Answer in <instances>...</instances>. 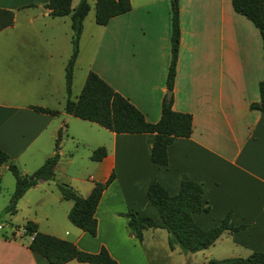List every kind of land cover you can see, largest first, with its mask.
<instances>
[{
  "label": "crops",
  "instance_id": "crops-1",
  "mask_svg": "<svg viewBox=\"0 0 264 264\" xmlns=\"http://www.w3.org/2000/svg\"><path fill=\"white\" fill-rule=\"evenodd\" d=\"M47 1L0 0V8L14 11L13 24L0 30V148L22 174H30L54 153L55 138L62 129L54 179L29 188L18 199L14 213L4 209L15 179L7 165L0 166V215H8L2 218L1 229L7 225L8 230L0 231V264H49L28 248L31 236L23 240L26 221L34 222L38 231L74 242L83 251L94 253L105 246L118 264H166L164 258L169 264H186L179 249L169 247L168 235L156 239L162 228L145 229L141 240L128 231L123 215L127 211L160 221L145 195L154 179L170 194L178 191L182 179L201 184L202 203L209 206L208 212L193 214L201 228L214 226L229 211L235 225H246L224 232L214 244L191 254L192 264L238 257L213 255L210 248L223 238L243 248L245 256L264 253V112L250 108L260 98L264 55L254 24L233 9L231 0H178L180 40L171 107L191 114L190 136L176 138L167 148V164L156 165L150 160L152 133H115L104 128L105 140L96 141L92 150L103 145L106 155L100 161L90 159L94 164L88 177L72 178L67 173L73 157L66 152V138L79 139L77 126L90 121L65 112L70 17L51 16L44 6ZM77 2L72 0L71 6ZM130 5L127 12L99 25L92 0L83 20L70 97L77 98L92 71L154 123L167 93L170 0H130ZM112 172L114 178L95 210L96 235L91 236L69 221L72 201L55 195L49 182L57 187L68 181L86 197L93 181H104ZM22 207L34 211L18 226L13 221ZM15 227L22 233L13 232ZM158 246L166 252L163 257L157 253ZM64 264L88 263L70 260Z\"/></svg>",
  "mask_w": 264,
  "mask_h": 264
},
{
  "label": "trees",
  "instance_id": "trees-1",
  "mask_svg": "<svg viewBox=\"0 0 264 264\" xmlns=\"http://www.w3.org/2000/svg\"><path fill=\"white\" fill-rule=\"evenodd\" d=\"M72 0H48L45 8L55 17H70L71 54L65 65V89L67 99L65 112L82 120L97 123L101 127L115 133H152L153 140L150 150V160L156 165H166L168 161L167 148L179 137H189L192 132V116L190 113L174 111L172 99L165 98L161 103L160 118L151 123L125 97L116 92L96 73L89 71L79 95L71 99L73 66L78 55L79 39L82 33L83 20L90 5L88 0H78L72 7ZM233 9L247 17L259 30L264 55V0H231ZM31 6V5H30ZM171 6V58L166 76L167 91L172 92L176 73V62L180 40L178 0H170ZM130 0H95V22L106 25L110 18L130 10ZM14 11L0 8V30L12 25ZM259 100L250 104L251 109L264 112V79L259 83ZM39 112L57 114L56 110L32 106ZM62 129H59L54 143V153L32 173L22 174L9 155L0 148V166L7 165L15 179V186L10 202L5 212L14 213L18 199L31 187L41 181L54 179L55 168L60 158L59 148ZM106 155L104 146L92 150L90 159L100 161ZM114 178L112 172L104 181H93L90 193L82 197L68 183H58L60 195L65 200L72 201L68 212L69 221L87 232L96 235L97 220L95 210L102 192ZM203 189L200 183L182 179L175 194H170L157 180H152L146 188V198L156 209L159 222L152 217L127 211L123 215L127 220L128 231L138 240L143 237L147 228H163L168 233V245L171 249L177 247L186 257V264H191L190 255L208 248L224 233L244 229L246 225H235L231 220V211L214 226L203 229L193 219L194 213L208 212L209 206L202 203ZM23 234L30 237L28 248L45 258L49 264H64L70 260L88 264H118L105 246L98 252H87L79 249L70 240L56 237L37 230L32 221L23 225ZM208 264H264V253L254 251L245 257H227L211 259Z\"/></svg>",
  "mask_w": 264,
  "mask_h": 264
},
{
  "label": "rangeland",
  "instance_id": "rangeland-1",
  "mask_svg": "<svg viewBox=\"0 0 264 264\" xmlns=\"http://www.w3.org/2000/svg\"><path fill=\"white\" fill-rule=\"evenodd\" d=\"M74 1H78V0H74ZM88 2H89L90 7H92V0H88ZM78 80H79V75L77 72L76 77L74 79V87H73L74 93L76 92V85H78V83H77ZM77 92H79V91H77ZM82 125L77 126V129L81 130V133L79 135L80 137H78L79 139L66 138V142H65V145H66L65 148H67L66 150H68V151H66L67 154L71 153L72 157H73L71 164L67 165L68 166V172L67 173L72 178L78 177V176L88 177L89 173H91L93 171L90 166H92L94 164V162H92L90 160V157L88 155L92 151V148H93L95 142L99 141L101 138H102V140H105V138H106L105 135L107 133V130H105L104 128H101L100 126L95 125V124H91L90 122H82ZM99 146H101V145H99ZM71 181L75 182L73 179ZM47 183L48 182H44L45 185ZM49 183H50V185H52L51 189L54 191L55 195H60L58 187H54L52 182H49ZM60 183H62V182H60ZM64 183H66V182H64ZM67 183L70 186H72L68 181H67ZM28 197L31 200L30 195ZM34 198L35 197H33L32 200ZM44 205H46V204L44 203L43 206ZM26 211L28 213H26ZM33 211L34 210H32V209L26 210L25 208L22 207L21 211H19L17 214L16 221H13V223L15 222L16 224H18V226H21L20 224L22 223L24 216L27 214L33 213ZM4 217H6V218L8 217L7 213H4V216H2V214L0 215V223H1L0 225H2V222L5 223V221H2L4 219ZM6 220H8V219H6ZM5 230H8L7 225H4L3 229L0 228V231H2V232H4ZM16 230L19 231V233H22L21 228L18 229L15 227V229L12 231L14 232ZM167 235H168L167 231L165 229H163L161 232H157L155 237H156V239H158V238L164 239V238H167ZM147 237H148V234H147ZM22 238L24 241L28 240L27 236H23ZM227 241H228V239L223 238L222 242H217L214 246H212L210 248L212 250V253L214 256H231V255L245 256L243 248H239V247L235 248V247L231 246V244L229 245V243ZM150 248H151V252L153 254V251H155V250L152 247H150ZM156 250H157L158 254H161V257H163V255H166L165 254L166 252L164 251V249L161 246L156 247ZM164 261L166 264H169V261H167V259L164 258ZM191 264H192V261H191Z\"/></svg>",
  "mask_w": 264,
  "mask_h": 264
},
{
  "label": "water",
  "instance_id": "water-1",
  "mask_svg": "<svg viewBox=\"0 0 264 264\" xmlns=\"http://www.w3.org/2000/svg\"><path fill=\"white\" fill-rule=\"evenodd\" d=\"M165 99L167 101H169L171 99V92L170 91H167L166 96H165Z\"/></svg>",
  "mask_w": 264,
  "mask_h": 264
},
{
  "label": "built area",
  "instance_id": "built-area-1",
  "mask_svg": "<svg viewBox=\"0 0 264 264\" xmlns=\"http://www.w3.org/2000/svg\"><path fill=\"white\" fill-rule=\"evenodd\" d=\"M0 228H1V225H0Z\"/></svg>",
  "mask_w": 264,
  "mask_h": 264
}]
</instances>
